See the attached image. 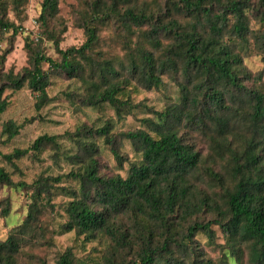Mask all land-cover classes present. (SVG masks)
Listing matches in <instances>:
<instances>
[{"label":"trees","instance_id":"1","mask_svg":"<svg viewBox=\"0 0 264 264\" xmlns=\"http://www.w3.org/2000/svg\"><path fill=\"white\" fill-rule=\"evenodd\" d=\"M74 1L81 45L42 0L27 66L0 57V189L26 197L0 264H264V0ZM26 2L0 0V41ZM56 110L73 124L20 140Z\"/></svg>","mask_w":264,"mask_h":264},{"label":"rangeland","instance_id":"2","mask_svg":"<svg viewBox=\"0 0 264 264\" xmlns=\"http://www.w3.org/2000/svg\"><path fill=\"white\" fill-rule=\"evenodd\" d=\"M42 0H27L26 4L23 6L20 17L22 19V28L20 32L16 35L13 44L10 45L7 41H0V57L3 55L4 50H8L5 55V60L3 63V71H13L17 72L23 67L27 66V56L24 50V38L29 36L33 39L35 43L36 39L40 37V27L37 22V17L40 12V5ZM75 4L74 0H60V13L64 19L67 20V30L64 35V40L61 43V49H66L70 46H79L84 41V36L81 30L72 27L71 23V11L72 5ZM13 18L12 15H10ZM39 36V37H38ZM45 55L51 57L52 59H57V54L52 44L46 43L43 46ZM248 66L256 71L262 65L258 58H253L247 61ZM34 95L29 91H23L16 98L15 106L12 111V115L15 117H30L33 111ZM51 119L59 121L58 125L44 124V127L38 126L37 123H33L26 127L23 131L20 140L27 142L30 138L35 137L40 134L41 131L45 130L48 133H61L68 126L72 125L74 122V116L70 113H66L61 110H56L51 113ZM9 209V215L3 219L1 215L2 208ZM26 213V197L23 193L19 191L9 190L6 188L0 189V237H5V231L10 227L19 224ZM5 222V224H4ZM218 231V230H217ZM219 233V232H218ZM198 240L204 245L206 238L203 235H198ZM220 242V241H218ZM207 254L211 257L218 255L217 248L205 247Z\"/></svg>","mask_w":264,"mask_h":264}]
</instances>
